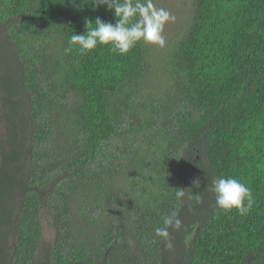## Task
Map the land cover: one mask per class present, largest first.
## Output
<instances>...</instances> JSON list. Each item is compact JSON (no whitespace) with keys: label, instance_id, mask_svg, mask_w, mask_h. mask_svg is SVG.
I'll use <instances>...</instances> for the list:
<instances>
[{"label":"trees","instance_id":"obj_1","mask_svg":"<svg viewBox=\"0 0 264 264\" xmlns=\"http://www.w3.org/2000/svg\"><path fill=\"white\" fill-rule=\"evenodd\" d=\"M93 3L0 0V264H264V0H193L161 55L66 53L115 23ZM221 175L250 214L215 207Z\"/></svg>","mask_w":264,"mask_h":264},{"label":"clouds","instance_id":"obj_2","mask_svg":"<svg viewBox=\"0 0 264 264\" xmlns=\"http://www.w3.org/2000/svg\"><path fill=\"white\" fill-rule=\"evenodd\" d=\"M75 2V0H73ZM95 7L104 6L114 13L115 23L106 22L97 17L93 22L84 19L86 31L74 32L65 49H73L85 55L99 45L109 46V51L118 55H127L138 43L165 46V26L175 20L172 13L163 7H157L154 0H94ZM196 186L200 181H194ZM175 199L179 202L185 197V189L175 188ZM205 191L214 195L215 207L225 212L235 210L241 216H247L255 205L251 188L236 177L218 176L207 184ZM199 201V198H198ZM179 217L172 213L163 217V226L155 228V235L165 242L168 250L174 245L170 240L169 229L181 230Z\"/></svg>","mask_w":264,"mask_h":264},{"label":"rangeland","instance_id":"obj_3","mask_svg":"<svg viewBox=\"0 0 264 264\" xmlns=\"http://www.w3.org/2000/svg\"><path fill=\"white\" fill-rule=\"evenodd\" d=\"M154 2L157 7L165 8L175 17L174 21L169 22L165 26L164 33H166V36H168V33L171 34L173 31H177L183 22H186V20L189 19V11L193 7V0H154ZM156 46L157 48H154V50H156V55H161L163 52V47H160L159 45ZM44 230L45 236L48 238L51 233L47 226H44Z\"/></svg>","mask_w":264,"mask_h":264}]
</instances>
